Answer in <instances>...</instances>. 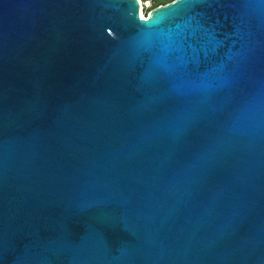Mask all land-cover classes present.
<instances>
[{
	"label": "water",
	"instance_id": "1",
	"mask_svg": "<svg viewBox=\"0 0 264 264\" xmlns=\"http://www.w3.org/2000/svg\"><path fill=\"white\" fill-rule=\"evenodd\" d=\"M0 0V264H264V0Z\"/></svg>",
	"mask_w": 264,
	"mask_h": 264
},
{
	"label": "trees",
	"instance_id": "2",
	"mask_svg": "<svg viewBox=\"0 0 264 264\" xmlns=\"http://www.w3.org/2000/svg\"><path fill=\"white\" fill-rule=\"evenodd\" d=\"M170 1H172V0H153L151 7L147 11H144V14H147L151 8H153L159 4H165V3L170 2Z\"/></svg>",
	"mask_w": 264,
	"mask_h": 264
},
{
	"label": "rangeland",
	"instance_id": "3",
	"mask_svg": "<svg viewBox=\"0 0 264 264\" xmlns=\"http://www.w3.org/2000/svg\"><path fill=\"white\" fill-rule=\"evenodd\" d=\"M141 1L143 4V12L147 11L151 7L152 2H153V0H141ZM145 16H147V14H145Z\"/></svg>",
	"mask_w": 264,
	"mask_h": 264
},
{
	"label": "bare ground",
	"instance_id": "4",
	"mask_svg": "<svg viewBox=\"0 0 264 264\" xmlns=\"http://www.w3.org/2000/svg\"><path fill=\"white\" fill-rule=\"evenodd\" d=\"M139 1H140V8H139V10H140V15H141L142 17H144L145 14H144V12H143V4H142V1H141V0H139Z\"/></svg>",
	"mask_w": 264,
	"mask_h": 264
},
{
	"label": "built area",
	"instance_id": "5",
	"mask_svg": "<svg viewBox=\"0 0 264 264\" xmlns=\"http://www.w3.org/2000/svg\"><path fill=\"white\" fill-rule=\"evenodd\" d=\"M139 3H140V1H139Z\"/></svg>",
	"mask_w": 264,
	"mask_h": 264
}]
</instances>
